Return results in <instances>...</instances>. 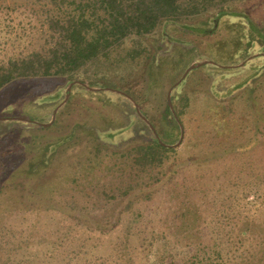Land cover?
<instances>
[{
	"label": "rangeland",
	"instance_id": "1",
	"mask_svg": "<svg viewBox=\"0 0 264 264\" xmlns=\"http://www.w3.org/2000/svg\"><path fill=\"white\" fill-rule=\"evenodd\" d=\"M217 7L72 76L0 87V264H128L152 235L164 264H194L215 243L264 264V205L254 221L236 207L264 198V0L228 1L220 19ZM42 17L0 11V65L55 44ZM143 45L149 62L133 55ZM142 117L170 148L148 165L127 153L150 137Z\"/></svg>",
	"mask_w": 264,
	"mask_h": 264
},
{
	"label": "trees",
	"instance_id": "2",
	"mask_svg": "<svg viewBox=\"0 0 264 264\" xmlns=\"http://www.w3.org/2000/svg\"><path fill=\"white\" fill-rule=\"evenodd\" d=\"M228 1L234 0H0V11H3L4 7L18 6L36 17L43 14L42 20L47 19L54 26L57 25L60 35L50 48L40 44L29 52L9 57L6 63L0 65V87L26 77L72 76L89 65H95L102 58L107 60L110 51L116 46L127 45L126 41L141 45L144 40L159 31L162 32L166 25L203 15L211 7H221ZM218 7L215 12L220 19L226 13ZM161 32L157 35L164 38ZM140 49L142 50L133 52V55L137 57L141 52V56L149 62L153 58L150 57V49L144 45ZM262 57L264 58V55L259 58ZM100 66L90 72L96 75L97 79L101 75L97 72ZM263 74L264 72L261 75ZM166 107V111L174 117L168 103ZM140 120L146 125L150 137L131 146L132 149L127 153L137 165L153 164L154 160L162 158L170 148L152 131L150 124L141 118ZM173 121L175 128L180 131L178 121ZM101 143L102 138L97 136L92 154L100 151ZM133 187V183L128 184V189ZM263 205L264 198L257 196L247 202L243 199L236 207L246 212L248 221L252 218L254 221ZM223 222L224 220L219 223ZM240 235L246 237L244 231H240ZM227 236L235 241L231 232L227 233ZM211 238L212 242L222 241L219 234H214ZM156 240L157 235H152L151 243L137 247L139 250L134 258L130 253L128 264H164L160 249L153 247ZM160 243L163 244L164 250L169 252L172 246L162 236ZM206 247L207 249L197 247L190 263L195 261L194 264H240L236 262L235 250L231 251L234 257L225 259L223 251L219 249V243L210 246L208 244ZM103 262L100 264H109Z\"/></svg>",
	"mask_w": 264,
	"mask_h": 264
},
{
	"label": "water",
	"instance_id": "3",
	"mask_svg": "<svg viewBox=\"0 0 264 264\" xmlns=\"http://www.w3.org/2000/svg\"><path fill=\"white\" fill-rule=\"evenodd\" d=\"M199 64H202V63H199ZM194 66H191L189 69H187L186 70V72L184 73V75H186L187 73H188V71L190 70V69H192ZM183 75V76H184ZM167 101H168V105H169V107L172 109V106H171V88L169 89V91H168V94H167ZM56 111V110H55ZM54 118V117H53ZM144 120H146L144 117H142ZM52 121H53V119L51 120V121H49V123L48 124H46V125H49V124H51L52 123ZM147 121V120H146ZM147 123L148 124H150L148 121H147ZM40 125H42V126H46V125H44V124H40ZM150 127H151V129H153V127L151 126V124H150ZM181 127V126H180ZM154 131V130H153ZM165 145H167V144H165Z\"/></svg>",
	"mask_w": 264,
	"mask_h": 264
},
{
	"label": "flooded vegetation",
	"instance_id": "4",
	"mask_svg": "<svg viewBox=\"0 0 264 264\" xmlns=\"http://www.w3.org/2000/svg\"><path fill=\"white\" fill-rule=\"evenodd\" d=\"M143 119V118H142ZM154 132V131H153ZM169 146V145H168Z\"/></svg>",
	"mask_w": 264,
	"mask_h": 264
}]
</instances>
